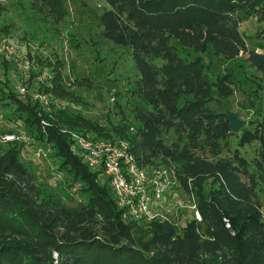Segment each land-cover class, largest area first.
<instances>
[{
    "label": "trees",
    "instance_id": "1",
    "mask_svg": "<svg viewBox=\"0 0 264 264\" xmlns=\"http://www.w3.org/2000/svg\"><path fill=\"white\" fill-rule=\"evenodd\" d=\"M24 1L46 20L62 23L69 16L65 0ZM103 1L102 36L131 48L129 93L141 103L138 126L123 117L109 129L113 139L106 126L53 102L51 112L44 111L0 80V102L14 104L30 136L50 143L67 190L77 185L81 196L76 206L53 190L51 198H41L18 142L0 151V264H264V210L255 187L243 179L250 164L238 149L230 152L235 134L227 114L210 105L213 83L204 65L178 52L210 48L227 61L245 55L264 70V53L249 47L241 27L243 16L256 17L264 40V0ZM4 11L0 0V17ZM55 73L52 83H58L44 91L75 101L62 90L61 72ZM77 134L129 142L141 168L175 166L184 188L196 195L201 222L193 218L179 233L168 222L124 218L109 179L101 182L103 170H91L84 154L73 152ZM251 134L259 144L256 163L264 166V124ZM209 181L215 187L205 192Z\"/></svg>",
    "mask_w": 264,
    "mask_h": 264
},
{
    "label": "rangeland",
    "instance_id": "2",
    "mask_svg": "<svg viewBox=\"0 0 264 264\" xmlns=\"http://www.w3.org/2000/svg\"><path fill=\"white\" fill-rule=\"evenodd\" d=\"M1 2L5 7L0 17L1 83L7 80L5 84L18 98H30L33 103L42 105L44 111L51 112L53 102L57 108L65 107L71 113L82 114L88 120L106 126L107 132L113 134L112 138L115 133L109 129L118 125L123 117L134 128L138 126L135 108L141 103L129 93V81L135 78L131 48L114 44L102 36L100 18L106 7L103 0H65L69 16L62 23L42 18L31 9L29 1ZM241 27L248 37L249 47L264 53L260 33L263 25L257 18L243 16ZM178 52L188 60L198 58L204 65L213 83L211 107L225 114L233 112L245 122L229 139V148L230 152L238 149L247 158L250 176L243 179L255 187L264 210V166L256 163L259 144L251 134L264 124V70L251 66L245 55L227 61L217 57L210 48L179 47ZM56 70L61 72L62 90L70 92L75 101L58 98L48 91L51 85L58 83H52ZM45 85L49 86L47 91H44ZM13 105L0 102V151L11 146L3 141L5 134L18 135L21 140L16 142L22 147L21 160L36 173L41 198H51L53 190L64 202L76 206L81 201V196L75 193L78 186L70 192L67 190L66 175L58 172L54 165L52 146L30 136L28 125L16 115ZM76 136L98 145L111 142L95 140L92 136ZM171 138L175 139V136L172 134ZM115 142L129 145L124 140L116 139ZM72 148L74 153L84 154L77 140ZM144 169L150 179L167 178L169 183L164 200L154 211L159 217L153 221L171 223L182 233L184 226L197 217L195 193L184 188L175 166L158 162L155 167ZM101 176L103 182L107 177ZM214 187L209 181L204 191L209 192ZM71 196L75 202L70 201ZM129 217L124 214V218Z\"/></svg>",
    "mask_w": 264,
    "mask_h": 264
},
{
    "label": "built area",
    "instance_id": "3",
    "mask_svg": "<svg viewBox=\"0 0 264 264\" xmlns=\"http://www.w3.org/2000/svg\"><path fill=\"white\" fill-rule=\"evenodd\" d=\"M2 139L8 143L21 140L14 134H5ZM76 140L89 167L93 170L102 169L103 174L109 179L118 205L124 210L125 216L144 218L148 221L159 217L154 211L166 196L165 192L169 186L167 178L150 179L146 170L138 166L127 143L106 142L98 145L97 142L80 136H76ZM195 209L197 211L196 206ZM196 215V219L201 222L202 218L198 211Z\"/></svg>",
    "mask_w": 264,
    "mask_h": 264
},
{
    "label": "water",
    "instance_id": "4",
    "mask_svg": "<svg viewBox=\"0 0 264 264\" xmlns=\"http://www.w3.org/2000/svg\"><path fill=\"white\" fill-rule=\"evenodd\" d=\"M227 117L229 120V127L230 129L237 133L241 130V128L244 126L245 122L242 121L237 114L233 113V112H229L227 113Z\"/></svg>",
    "mask_w": 264,
    "mask_h": 264
}]
</instances>
